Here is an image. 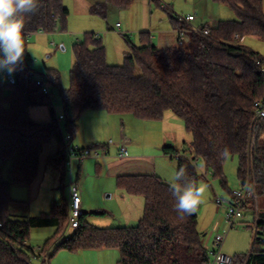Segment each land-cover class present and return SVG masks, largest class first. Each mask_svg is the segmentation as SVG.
<instances>
[{
	"label": "trees",
	"instance_id": "trees-1",
	"mask_svg": "<svg viewBox=\"0 0 264 264\" xmlns=\"http://www.w3.org/2000/svg\"><path fill=\"white\" fill-rule=\"evenodd\" d=\"M135 1L105 0L92 7L91 13L106 18L110 8L127 9ZM211 1L234 10L238 20L221 21L216 27L201 26L210 28V35L188 34L176 46L164 49L155 46L148 33H141L138 43L125 35L129 51L122 65L108 64L100 36L88 33L76 42L70 87H60L59 72L45 74L55 87L61 88L68 132L76 133L82 115L89 110L151 121L162 120L171 111L183 120L186 132L193 138L187 155L164 148L166 155H174L178 170L185 169L184 182L191 179L199 183L194 163L201 160L205 172L226 187L225 163L229 157L237 156L238 178L243 184L254 105L264 99V77L255 59L263 56L243 47L240 41L248 36L264 41L263 0ZM150 2L160 5L159 0ZM170 15L174 29L188 27L183 18ZM68 18L63 0H41L40 10L25 23L22 63L11 75L0 71V164L8 165L7 179L0 177V264H31V232L55 229L42 247L47 250L67 227V198L52 202L49 212L30 216L28 202L13 201L10 190L12 186H30L36 179L41 151L53 138L61 150L49 157L47 164L61 170L68 167L54 111L49 98L35 84L27 49L34 34L65 31ZM38 106L49 108L48 122L31 117L30 110ZM263 128L264 124L254 153L258 199L264 194V142L260 141ZM98 148L101 146L94 145L80 151ZM117 184L121 190L144 198L139 223L134 227L98 228L81 216L79 228L59 243L55 252L116 249L120 254L117 264L208 263L206 236L198 231L197 214L177 219L169 183L151 175L119 177ZM253 202L247 208L252 212ZM233 264H264V213L259 214L251 253L235 255Z\"/></svg>",
	"mask_w": 264,
	"mask_h": 264
},
{
	"label": "rangeland",
	"instance_id": "rangeland-1",
	"mask_svg": "<svg viewBox=\"0 0 264 264\" xmlns=\"http://www.w3.org/2000/svg\"><path fill=\"white\" fill-rule=\"evenodd\" d=\"M100 2H104V0H101ZM95 3L96 2H94L92 7L96 5ZM159 3L160 5H156L148 0L146 8L143 0H137L127 9L112 8L107 13L106 18H101L91 13L92 7L88 8L87 12H85L81 4L77 3V0H64V6L71 11V15L67 21L66 30L51 34L37 33L29 38L27 49L32 57V62L30 63L31 69L43 76H46L45 74L51 70L59 72L61 76L60 87L65 90L70 87V72L75 61L73 50L74 45L76 42L82 40L85 34H99L106 48L108 64L122 65L124 63L125 54L129 51L125 35L130 36L135 43L139 42L140 34L146 31L135 29H138L141 22L143 23V17L145 14H147V17H152V24L154 27L163 25L165 22L171 23V13L181 18H185L189 15V13L195 15L198 19L200 17H205L209 20L207 25L210 27H214L219 21L238 20V15L234 10L225 5L214 3L211 0H159ZM163 6H165L167 10L163 9ZM141 18L142 21L140 22ZM212 20H215L216 23H213ZM196 22L193 24L201 26L199 25V22ZM117 24L121 25V30H116ZM108 29L110 30L108 31ZM112 29L114 31H111ZM149 33L156 37V40H153L154 45L159 48L165 47L160 46V30L150 31ZM240 44L243 47L264 56V41L261 39L255 36H248L240 41ZM61 88L55 87L52 95L54 110L57 115L61 114L63 108L60 96ZM41 107L38 106L34 108L40 109ZM44 107L47 112L46 115L49 116V119L50 115L49 111H47L48 109H46L47 106ZM171 116H173L172 118L174 121L169 119ZM110 117L117 120L116 123L110 125V138H108V136L105 137L107 139L103 137V147L100 149L90 150L92 152L96 150L100 154V157L96 159L91 158L87 161H93L90 173L97 176L101 175L102 181L99 183L101 187L103 186L102 183L104 181L107 182V177L104 175H108V172L105 169H103L102 172L100 171V166L103 165L101 161L104 158L110 157V159H114L116 157L122 147L118 143L120 133H126L128 136H132L133 139L138 140L139 144L134 148L141 155L152 156L156 153H162L164 147L169 144H174V147L187 155L188 150L191 147L193 140L192 136L185 131L183 120L178 118L171 111H167L163 119L158 121L142 120L129 114L120 116L110 115ZM40 119L36 118L35 121L42 122L43 120ZM175 123L178 124V127H176V125L174 126ZM77 136L78 135L76 134L74 137V147L79 146V144L77 145L75 142ZM166 136H168V140L166 139V142H164ZM263 139L264 137L261 141ZM87 145L83 147H86ZM59 149L58 143L54 138L43 147L39 156L38 175L31 183L30 187L25 189L23 192L26 197L29 196L31 199L28 202L30 216L31 212H34V215L32 216H37L42 212H49L52 202L62 199L63 190H65V192L68 191V185L71 180L70 176H73V182L76 183L79 165L81 164L79 159H74L70 164H68L66 176H64L63 172H59L58 169L47 164V158L54 155L57 151H59ZM157 163H159V161H157ZM248 163L247 159L246 173L248 171ZM238 165L239 159L237 156H231L227 159L224 166L227 185L226 187H223L219 180L213 179L211 175L205 172L202 161H197L196 168L200 175L198 185L204 186L205 191L204 195L201 197V203L195 213L198 217V231L201 234H206L205 246L210 248V250H213L214 246L211 242H209L208 246L207 241L211 233H216L214 230L216 229L215 227H218L217 233H224L229 228L226 220L225 209L223 207H218L216 205V200L218 198L229 200V190L233 191L242 187L238 178ZM7 168V164L4 166L0 164V177L4 180L7 179ZM112 174L113 172L111 169L109 175ZM253 174L255 175V167L253 168ZM120 191L123 190L120 189ZM115 192L116 182L113 184L112 181L111 190H107L105 194L99 195L97 199L100 203L105 202L109 206L113 205V208L120 207V205L118 206L117 204V194H114V198H110L111 194ZM99 193H101V189L98 190V194ZM95 199V196L92 197V200ZM251 201L252 200L248 202V206L251 205ZM255 205L256 203L253 205V208H255ZM257 205L259 214H263L264 194L259 195ZM99 214L100 215H97L96 213L89 214L86 215L85 218L90 224L98 228L121 227L118 226L115 221L117 218L116 214L113 215L107 210H101ZM112 215L116 217L112 218ZM119 216L122 217V214ZM254 219L252 211L247 209L245 217L238 222L235 228L229 231L227 240L223 247V253L232 257L235 255H249L251 253L255 240ZM48 230L50 232L52 230V234H47V232H49ZM53 230L55 232L54 228L34 229L31 232L29 243L34 248H38L37 245L41 243L44 245L45 242L54 234ZM73 233L74 232L68 234V237H70ZM58 240L59 238L51 243L48 250L53 247ZM55 251L56 247H53L51 254L54 255L51 257L50 264H117L120 257V254L116 249L84 250L79 251L78 253ZM33 264H41V262L40 260H34Z\"/></svg>",
	"mask_w": 264,
	"mask_h": 264
},
{
	"label": "crops",
	"instance_id": "crops-1",
	"mask_svg": "<svg viewBox=\"0 0 264 264\" xmlns=\"http://www.w3.org/2000/svg\"><path fill=\"white\" fill-rule=\"evenodd\" d=\"M100 1L101 0H80L79 4H81V6L85 10V12H87L88 8H91L94 5V2H96L95 4L97 5L99 3H102ZM143 1H144V5L147 8L148 0H143ZM85 2L91 4V6L85 8L84 7ZM63 4H64V0H63ZM111 9L112 8H110L109 11ZM263 9H264V0H263ZM70 15H71V11L69 10V17H70ZM146 15L147 14H145V16L143 17V23L141 22L142 18L140 19L141 24L138 27V29H135V30L146 31L143 33H148V34H150L149 33L150 31H154V30L159 31L160 30V36H161V38H160L161 45L160 46H165L161 49L171 47V46H176L178 44L179 36L175 32L176 29L173 28L172 22L171 23L165 22V24H163V25H158V26L154 27V25L152 24V17L151 16L147 17ZM189 15H192V14L189 13ZM196 21L199 22L200 23L199 25H201V26H208L207 24H208L209 20L206 19L205 17H200L199 19L196 18L195 22ZM212 21H213V23H216L215 20H212ZM224 21H228V20H224ZM219 22H221V21H219ZM218 23L214 27H216L218 25ZM109 30L110 29H108V31ZM116 30H121V25L119 28H117V26H116ZM111 31H114V30L112 29ZM147 31H149V32H147ZM96 35L100 36L99 34H96ZM150 36H151L152 42H153V40H156V37L152 36L151 34H150ZM250 51H253V50H250ZM253 52H255V51H253ZM255 53H257V52H255ZM257 54H259V53H257ZM46 109H48L47 111H49L48 107ZM30 111H31V117L34 120H36V118L37 119L41 118L40 120H43L42 122H48L50 120V118L48 119L49 116L46 115L47 112L45 110V107H41L40 109L39 108H32ZM63 112L64 111L62 108L60 115H62ZM55 113H56V111H55ZM49 115H50V112H49ZM172 117L173 116H171V118H169V119L174 121V119ZM116 121L117 120H114V118H111L109 114H107L106 112H104L102 110L86 111L82 115V117L79 121L78 130L73 135L72 145H73V142L75 140L74 137L77 134L78 136H77L76 141H75L77 143V145L79 144V146H77V147L75 146L77 149H79V150L86 149V148H89L90 146H94V145H100L101 147H103L102 143H103L104 138L107 136H108V138H110L109 136L111 135L110 134V130H111L110 125L116 123ZM176 123L174 124V126L176 125V127H178V124H176ZM61 125L63 127H65V121L61 122ZM262 132H263V134L260 135V141L264 137V128H263ZM167 137L168 136H166V138L164 139V142H166L165 140L167 139ZM105 139H107V138H105ZM262 141L264 142V139ZM118 143L120 146H123V145L126 146V148L128 150V155L125 158H119L118 157L119 152H118V154L116 155V157L114 159H110V157H109V158H104L101 161L103 165L100 166V171L102 172V170L105 169L108 172V175H104L105 177H107V182L104 181L102 183V185H103L102 187H101V185H99V183H101V181H102L101 175L97 176V175H92L90 173L92 166H93V161L89 160V162H87L88 159L83 161V162L80 161L81 164L79 165V169H78V173H77V177H76V183L80 186L81 194H82V216L84 217V219L86 221H88L85 218L86 215L95 214V213L97 215H100L99 213L101 212V210H104V211L107 210L108 212L112 213L113 215H115V214L117 215V218L115 219V221L117 222L118 226L134 227L139 223V221L143 217L145 201H144V198L141 196H135V195H131L125 191H120V188L118 187V184H117L118 178L123 177V176H151V175H155V176L161 178L162 180H164L165 182L168 183L171 176L173 175V173L178 170V163H177V160L175 159L174 155H166L164 153V149H163L162 153H156L155 155H152V156L141 155L134 148L139 144L138 140L133 139L132 136H128L126 133L125 134L120 133ZM85 145H87V146L83 147ZM58 147L60 148L59 144H58ZM165 147H168V148L172 149L173 151H175L181 155L185 154V153H182L180 150H178L176 147H174V144L173 145L169 144L168 146L166 145ZM60 150H61V148L59 149V151H57L52 156H55L57 153L60 152ZM52 156H50V157H52ZM89 159H91V158H89ZM93 159H95V158H93ZM157 161H159V163H157ZM111 169H112L113 174L109 175V172ZM238 169H239V165H238ZM58 170H59V172L60 171L63 172L64 176H66L67 169L66 170L58 169ZM72 172H73V170H72ZM72 175H73V173H72ZM70 179H71L70 181H73V176L72 177L70 176ZM112 181H113V184L116 182V192L112 193L110 198H114V196H115L114 194H117V196H118L117 204H118V206L120 205V207L113 208V205L109 206L105 202L100 203L97 199L99 195L105 194L107 192V190H111ZM29 187L30 186H12L11 190H10L11 199L13 201H16V202H29L31 200L30 197L29 196L26 197V195L23 194L24 190L29 188ZM100 189H101V193L98 194V190H100ZM62 196L68 199V191L65 192V190H63ZM94 196L96 199L92 200V197H94ZM94 201H96V202H94ZM33 213L32 212L30 213L31 216L34 215ZM42 213H44V212H42ZM245 213H246V211H245ZM252 213H253V218H254V212H252ZM120 214H122V217L119 216ZM102 215H103V213H102ZM113 215L111 217L115 218L116 216H113ZM244 217H245V215H244ZM110 226H115V225H110ZM115 228H118V227H115ZM215 228L216 229H214V230L217 232L218 227H215ZM40 229H46V228H40ZM47 229H49V228H47ZM53 232H54V230H53ZM50 233L52 234V230H51V232L50 231L47 232V234H50ZM54 234H55V232H54ZM204 236H206V234H204ZM42 244L43 243H41L37 246L42 247L43 246ZM208 246H209V244H208ZM206 248L210 249L208 247H206ZM82 251H84V250H82ZM228 252H231V251H228Z\"/></svg>",
	"mask_w": 264,
	"mask_h": 264
},
{
	"label": "built area",
	"instance_id": "built-area-1",
	"mask_svg": "<svg viewBox=\"0 0 264 264\" xmlns=\"http://www.w3.org/2000/svg\"><path fill=\"white\" fill-rule=\"evenodd\" d=\"M163 9H166L163 6ZM184 21L188 24L187 28L177 29L175 32L179 36L180 40H183L188 34H197V35H210V28H202L201 26H196L193 23L196 20L195 15H188L183 18ZM120 25H117L119 28ZM256 64L259 68V74L264 77V58L260 56H256ZM27 68V67H26ZM30 70V68H27ZM35 80V84L39 87L43 94L47 96L50 100L51 108L54 111V102L52 100V95L55 89V86L46 76L36 74L34 72L31 73ZM255 115H254V124L253 131L250 137L249 149H248V171L246 173L244 183L242 187L236 190H233L230 194L229 200L224 198H218L216 200V205L219 207H223L225 209L226 220L228 222L229 228L224 233H211L207 244L209 242L214 246L213 250L207 249V253L209 256V261L207 264H233V257L223 253V247L227 240L229 231L235 228L240 220L244 218L245 211L248 208V202L253 200L256 203L254 208V225H255V238L258 232V222H259V210L257 205L258 193H257V182L255 179V175L253 174L254 168V153L257 145L258 133L262 125L264 124V99L255 103L254 105ZM54 116L57 122V126L59 129V133L61 135V140L63 144V151L65 152L68 164L71 163L74 159H79L80 161H85L89 158H99L100 154L95 151H80L76 147L72 145L73 134L68 132V130L61 125V122L65 121L64 114L57 115L54 111ZM128 155V150L125 145H123L119 151L118 157L125 158ZM194 164L197 165V162ZM68 221L67 227L64 233L59 237V240L55 243L53 247H56L59 243L66 241L69 237L68 234L77 230L80 226V218L82 216V194L80 186L73 181H70L68 185ZM210 243V244H211ZM51 247L49 250H44L42 247L33 248V255L31 259V264H33L34 260H40L41 264H50L51 261V251L53 249Z\"/></svg>",
	"mask_w": 264,
	"mask_h": 264
},
{
	"label": "clouds",
	"instance_id": "clouds-1",
	"mask_svg": "<svg viewBox=\"0 0 264 264\" xmlns=\"http://www.w3.org/2000/svg\"><path fill=\"white\" fill-rule=\"evenodd\" d=\"M80 3V0H77ZM86 3L84 7H90ZM41 8V0H0V71L11 75L22 63L25 53L24 28L27 19ZM225 150L222 155L226 154ZM185 169L175 171L169 180L175 198L174 211L182 221L194 214L204 195V186L193 180L185 181Z\"/></svg>",
	"mask_w": 264,
	"mask_h": 264
}]
</instances>
